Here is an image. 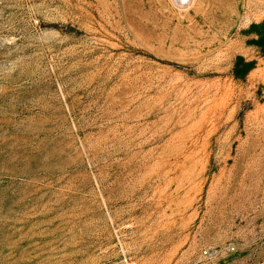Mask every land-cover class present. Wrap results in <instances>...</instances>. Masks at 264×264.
Returning a JSON list of instances; mask_svg holds the SVG:
<instances>
[{
  "label": "rangeland",
  "instance_id": "obj_1",
  "mask_svg": "<svg viewBox=\"0 0 264 264\" xmlns=\"http://www.w3.org/2000/svg\"><path fill=\"white\" fill-rule=\"evenodd\" d=\"M0 264H264V0H0Z\"/></svg>",
  "mask_w": 264,
  "mask_h": 264
},
{
  "label": "built area",
  "instance_id": "obj_2",
  "mask_svg": "<svg viewBox=\"0 0 264 264\" xmlns=\"http://www.w3.org/2000/svg\"><path fill=\"white\" fill-rule=\"evenodd\" d=\"M173 1H174L175 6L178 9H187V8H190L191 5H192V3H193V0H173ZM203 256L204 257H209L210 256L209 250H205L203 252Z\"/></svg>",
  "mask_w": 264,
  "mask_h": 264
},
{
  "label": "bare ground",
  "instance_id": "obj_3",
  "mask_svg": "<svg viewBox=\"0 0 264 264\" xmlns=\"http://www.w3.org/2000/svg\"><path fill=\"white\" fill-rule=\"evenodd\" d=\"M194 2H195V0H193V3H192V5H191V7H193ZM172 3H173V5H174V7H176L175 4H174V1H173V0H172ZM191 7H190V8H191ZM176 8H177V7H176ZM190 8H187V9H178V8H177V9H178V10H181V11H187V10L190 9Z\"/></svg>",
  "mask_w": 264,
  "mask_h": 264
}]
</instances>
